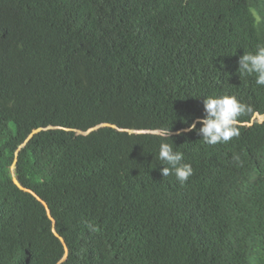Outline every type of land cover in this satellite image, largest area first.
Wrapping results in <instances>:
<instances>
[{"label":"trees","instance_id":"16d2710c","mask_svg":"<svg viewBox=\"0 0 264 264\" xmlns=\"http://www.w3.org/2000/svg\"><path fill=\"white\" fill-rule=\"evenodd\" d=\"M234 14L219 23L204 0H167L149 15L136 0H0V264H264V203L241 229L212 226L208 208L173 196L162 138L128 131L188 127L208 95L237 96L250 107L243 119L264 113V86L224 64L234 32L264 44V15ZM102 123L118 128L76 131ZM47 126L63 128L18 153ZM231 140L167 139L192 165L187 185L245 162L233 161ZM241 184L261 199L260 178ZM25 189L48 202L59 236Z\"/></svg>","mask_w":264,"mask_h":264},{"label":"clouds","instance_id":"9594fccd","mask_svg":"<svg viewBox=\"0 0 264 264\" xmlns=\"http://www.w3.org/2000/svg\"><path fill=\"white\" fill-rule=\"evenodd\" d=\"M136 1L147 15L152 14L159 8H165L167 2V0ZM204 1L215 9L219 23L224 20H228L231 23L235 18L234 12L247 6H252V12L258 19H261L264 15V0ZM138 27L137 31L144 29L140 24H138ZM127 29L134 30L131 19ZM229 47L235 52V55L233 58L224 60L225 66L228 68L233 63L237 64V70L240 74H254L255 83L258 86H264V44H260L253 49L251 48L250 40H244L239 32H234ZM73 60L67 64L69 69L74 65ZM110 85L111 81H109V87ZM197 109V115L188 127L177 130L161 128L128 131L131 133H154L162 138L158 153V159L165 166L161 169L162 175L164 177L170 175L173 180L176 177L175 183L180 189V194L178 196L174 194L173 196L186 201L196 200L202 206L208 208L211 214L212 226L217 223H225L241 229L250 223V211L264 203V173L261 171V167H264V118H262L264 113L256 112L249 119H243L246 116L245 114L250 111V107L244 104L237 96L231 94L201 97L197 101ZM104 126L118 128L116 125L102 123L86 131H76L78 134L88 135ZM54 128L63 127L47 126L33 130L27 140L19 147L18 153L19 150L26 147L36 133ZM190 131H195L198 137L201 135L205 144L210 146L219 145L221 142L227 143L233 138L227 151L234 155L233 161L245 158V162L235 169L226 167L221 171L214 172L197 185L185 184L188 179L189 181L192 179V165L184 162V154L175 150L167 139L172 135H182ZM15 162L17 163V158ZM12 173L15 183L20 188H23L16 177L15 170L14 172L12 170ZM245 176H247V179L251 177L260 178L261 199H258L252 191L245 189L241 184V179ZM25 190L35 195L42 203L47 215L52 220L53 233L59 236L56 231V220L52 215L48 202L33 190ZM169 220L170 217L160 225L157 231L159 238L161 230ZM61 240L64 242L63 238ZM66 252L68 253L67 247ZM67 253L63 260L67 258ZM154 259L162 263L169 260L162 255L156 256Z\"/></svg>","mask_w":264,"mask_h":264},{"label":"bare ground","instance_id":"6f19581e","mask_svg":"<svg viewBox=\"0 0 264 264\" xmlns=\"http://www.w3.org/2000/svg\"><path fill=\"white\" fill-rule=\"evenodd\" d=\"M188 12V11H187ZM16 167H17V163L16 162H14V164L12 165V168H11V170H13V172H14V170L16 169Z\"/></svg>","mask_w":264,"mask_h":264},{"label":"rangeland","instance_id":"374dc122","mask_svg":"<svg viewBox=\"0 0 264 264\" xmlns=\"http://www.w3.org/2000/svg\"><path fill=\"white\" fill-rule=\"evenodd\" d=\"M262 118H264V117H262Z\"/></svg>","mask_w":264,"mask_h":264}]
</instances>
